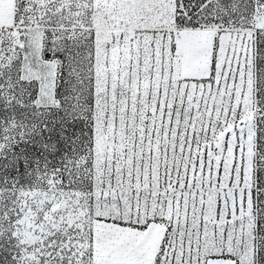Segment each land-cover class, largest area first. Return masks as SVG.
<instances>
[{
  "label": "snow or ice",
  "instance_id": "snow-or-ice-1",
  "mask_svg": "<svg viewBox=\"0 0 264 264\" xmlns=\"http://www.w3.org/2000/svg\"><path fill=\"white\" fill-rule=\"evenodd\" d=\"M0 264H264V0H0Z\"/></svg>",
  "mask_w": 264,
  "mask_h": 264
}]
</instances>
